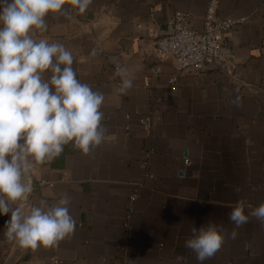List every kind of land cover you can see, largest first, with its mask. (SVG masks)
<instances>
[{
  "label": "crops",
  "instance_id": "0c3cea01",
  "mask_svg": "<svg viewBox=\"0 0 264 264\" xmlns=\"http://www.w3.org/2000/svg\"><path fill=\"white\" fill-rule=\"evenodd\" d=\"M207 2L93 0L83 14L66 4L67 14L46 17L37 38L63 43L78 78L105 95V140L87 155L69 143L30 176L32 203L71 197L74 234L21 248L0 215V264H199L185 247L193 227L211 220L231 231L238 200L245 214L264 203V0L218 1V17L244 18L221 40L232 64H207L171 85L174 63L154 50L176 10L200 30ZM113 58L134 74L127 95L116 92ZM237 231L204 264H264V227L249 217Z\"/></svg>",
  "mask_w": 264,
  "mask_h": 264
},
{
  "label": "clouds",
  "instance_id": "9594fccd",
  "mask_svg": "<svg viewBox=\"0 0 264 264\" xmlns=\"http://www.w3.org/2000/svg\"><path fill=\"white\" fill-rule=\"evenodd\" d=\"M93 0H0V215H8L4 235L25 249L52 248L76 230L71 197L32 203L30 176L37 164L59 157L72 143L87 155L105 140L101 110L104 93L78 78L73 53L59 41L37 38L47 31L46 17L65 15L70 5L85 13ZM116 63L117 94L127 95L134 74ZM245 199L229 213L235 227L209 221L191 229L185 247L199 264L213 258L227 239L254 217L264 227V203L248 214Z\"/></svg>",
  "mask_w": 264,
  "mask_h": 264
},
{
  "label": "built area",
  "instance_id": "2783aa9c",
  "mask_svg": "<svg viewBox=\"0 0 264 264\" xmlns=\"http://www.w3.org/2000/svg\"><path fill=\"white\" fill-rule=\"evenodd\" d=\"M219 0H208L202 17V26L194 31L189 26V13L176 10L167 22L168 31L154 41V50L166 57H170L174 63V76L170 84H175L177 76L182 73H196L205 65L216 62L232 64L233 52L221 44L223 34L235 27L244 18L242 17H218L216 8ZM155 71V69H153ZM146 128H149V118L142 120ZM184 163L187 161L183 160ZM135 198V193L129 196Z\"/></svg>",
  "mask_w": 264,
  "mask_h": 264
}]
</instances>
